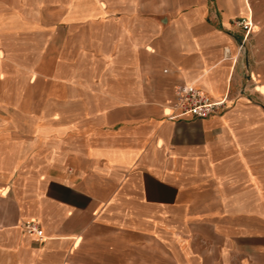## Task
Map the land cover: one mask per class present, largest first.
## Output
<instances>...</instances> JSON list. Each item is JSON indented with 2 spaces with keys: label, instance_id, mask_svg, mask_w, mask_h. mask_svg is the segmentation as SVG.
I'll return each instance as SVG.
<instances>
[{
  "label": "crops",
  "instance_id": "obj_1",
  "mask_svg": "<svg viewBox=\"0 0 264 264\" xmlns=\"http://www.w3.org/2000/svg\"><path fill=\"white\" fill-rule=\"evenodd\" d=\"M242 17L264 0H0V264H264ZM190 83L228 107L172 118Z\"/></svg>",
  "mask_w": 264,
  "mask_h": 264
},
{
  "label": "built area",
  "instance_id": "obj_2",
  "mask_svg": "<svg viewBox=\"0 0 264 264\" xmlns=\"http://www.w3.org/2000/svg\"><path fill=\"white\" fill-rule=\"evenodd\" d=\"M242 32V39L239 44V52L245 51V43L249 35L254 32V27H258L251 17H242L234 22ZM226 51V50H225ZM229 99L225 95L223 97H211L202 89L194 84H181L175 90V99L171 103L172 118H198L204 119L212 114L220 113L228 107ZM25 232L35 234L39 239L43 238V230L38 222L29 219L22 224Z\"/></svg>",
  "mask_w": 264,
  "mask_h": 264
},
{
  "label": "rangeland",
  "instance_id": "obj_3",
  "mask_svg": "<svg viewBox=\"0 0 264 264\" xmlns=\"http://www.w3.org/2000/svg\"><path fill=\"white\" fill-rule=\"evenodd\" d=\"M257 24L258 29L255 35L251 36L245 53L247 60L245 73L248 75V84L251 87L254 85L257 88L262 87L261 90L264 92V21L257 22ZM252 102L264 109V96L258 92L254 94ZM29 168L30 164L25 165L24 168L17 170V174L27 172ZM17 174H14L13 177L15 178Z\"/></svg>",
  "mask_w": 264,
  "mask_h": 264
},
{
  "label": "bare ground",
  "instance_id": "obj_4",
  "mask_svg": "<svg viewBox=\"0 0 264 264\" xmlns=\"http://www.w3.org/2000/svg\"><path fill=\"white\" fill-rule=\"evenodd\" d=\"M257 29L254 27V31H256Z\"/></svg>",
  "mask_w": 264,
  "mask_h": 264
}]
</instances>
